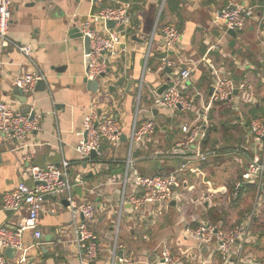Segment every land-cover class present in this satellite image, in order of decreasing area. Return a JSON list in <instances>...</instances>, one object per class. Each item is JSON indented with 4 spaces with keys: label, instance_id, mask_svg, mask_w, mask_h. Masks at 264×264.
<instances>
[{
    "label": "crops",
    "instance_id": "obj_1",
    "mask_svg": "<svg viewBox=\"0 0 264 264\" xmlns=\"http://www.w3.org/2000/svg\"><path fill=\"white\" fill-rule=\"evenodd\" d=\"M109 2L112 5L128 3L131 20L128 27L118 29L121 43L115 55L104 56L106 71L96 79L97 89L92 90L83 82L88 70L83 37L73 38L70 34L71 29L79 30L95 10L92 0H12L8 36L17 43H33L31 55L45 79L43 90L37 89L22 103L14 94L12 79L34 67L16 48H0L1 93L5 104L19 111L27 107L42 115L38 128L22 141L27 147L14 152L17 141L0 140V196L22 180L23 166L44 167L51 163L59 166L61 161H68L69 170L81 172L84 177L83 186L75 188L74 196L98 207L90 224L98 244V257L92 264H108L120 177L128 154L141 173L166 174L177 169L182 156L214 152V156L203 160L205 164L199 161L196 165L204 172L202 180L209 182V189H216V194L210 193L203 181L195 183L190 177L189 185L193 188L178 190L180 196H175L167 205L149 207L146 220H139L124 208L118 239L138 264H158L163 243L173 254L181 255L184 264H234V257L233 261L224 263L215 245L198 246L185 229L208 220L224 230L235 222L247 220L251 214L252 219L255 217L254 187L250 191L244 184L234 195L233 183L246 165L245 157L234 151L238 146L252 151L246 124L252 119H264V1ZM238 3L254 6L253 16L232 37L215 14ZM165 24L175 26L181 34L177 46L170 51L162 48L160 27ZM165 55L173 65L160 69L161 57ZM201 61L204 66L200 65ZM185 69L190 70V78L181 88L187 99H193L191 109L156 108L153 95L162 93L166 89H161L164 85L179 80ZM216 73L235 83L251 85L253 101L246 102L239 91L231 102L214 100ZM92 104L99 113L120 121L123 139L116 146L103 142L101 152L95 151L96 157L89 156L86 162H79L76 146L82 139L87 108ZM146 121L155 123L154 132L142 143L130 147L133 127ZM184 121L195 122L200 139L187 148L180 147L183 155L177 156L172 150L184 138L180 130ZM210 163L215 175L209 179L206 168ZM53 200V197L47 199L44 212L38 218L43 238L39 249L31 253L30 263L81 264L70 215L64 203L56 205ZM52 207L53 212L49 211ZM261 207L263 212L264 205ZM24 216L25 212H10L0 207V226L15 223ZM30 236L26 233V243L31 240ZM253 244L257 247L258 240Z\"/></svg>",
    "mask_w": 264,
    "mask_h": 264
},
{
    "label": "built area",
    "instance_id": "obj_2",
    "mask_svg": "<svg viewBox=\"0 0 264 264\" xmlns=\"http://www.w3.org/2000/svg\"><path fill=\"white\" fill-rule=\"evenodd\" d=\"M264 1V0H263ZM12 0H0V48H16L25 59L34 67L33 70H23L12 79L15 90H19L23 96L36 92L38 84L45 77L37 69L31 55L33 43H17L9 38L8 30L11 20ZM94 11L80 26L82 37L88 38L89 67L86 78L96 80L106 71L105 55H115L116 47L121 43L119 28H126L130 24L131 15L128 3L110 4L109 0H92ZM264 6V4H263ZM254 6L238 3L227 7L215 14L216 20L224 23L229 30H239L244 27L246 20L253 16ZM112 21L113 26L108 27L107 22ZM160 35L163 39V51L173 50L180 39V31L173 25L165 24L160 27ZM215 48V46H213ZM173 63L167 56H162L160 69L171 66ZM190 78V70L181 71L179 80L172 81L166 89L153 95V105L161 109L190 110L193 99H187L182 90V83ZM212 98L222 103L233 101L235 92H241L246 102L254 99V90L247 82L235 83L228 77L214 75ZM2 82L0 80V140L17 141L13 151L27 147L23 144L28 135L34 132L41 120V114L33 110L23 113L18 109L5 104L2 97ZM33 113L30 117V113ZM248 135L252 140V151L247 147H235V154L244 156L245 168L238 180L233 183L234 195L242 185L248 184L254 187L256 205H264V119H252L246 124ZM155 123L146 121L139 127H133L131 131L130 147L135 143H142L144 138L154 132ZM184 134L182 141L173 147L172 153L183 155L180 147L187 148L200 139L198 126L195 122L184 121L180 125ZM82 139L76 146L78 161L86 162L92 151H97L103 142L113 146L119 144L121 139L120 121L105 113H99L96 105L87 108L83 121ZM215 153H197L190 156H182V161L176 170L166 174H143L135 165L134 160L128 154L124 163L123 173L120 177L121 190L115 210L114 235L109 245L110 260L108 264H138L135 258L127 252L126 246L118 239V233L124 208L132 207V213L139 220H146L149 216L148 208L152 206L167 205L175 196H180V189L189 190L190 177L197 180L204 179V172L197 167L199 161L206 160ZM26 158L21 159L20 163ZM19 160V159H17ZM70 163L61 161L59 166L47 164L44 167L28 165L22 167V180L15 188L4 192L0 196V207L10 212H25V216L15 223L6 222L0 226V264H31V253L37 251L41 245L43 233L38 227V218L44 212L45 202L53 197L54 204L59 205L61 200L66 202L64 208L70 215L73 241L76 245V254L81 264H92L98 257L97 238L90 224L94 221L98 207L90 201L79 200L74 196L76 187L83 186L84 177L81 172L72 173L69 170ZM29 181L30 183H28ZM208 186L210 193L216 194V189L211 190L209 182H202ZM49 211H54L53 207ZM251 216L243 222H235L227 229H220L206 220L195 227H187L185 232L196 240L198 246L215 245V251L220 255L224 263L233 261L234 264H264V258L257 259L247 255L246 243L250 238ZM30 233L31 240L26 243L25 235ZM6 249H13L12 257L5 256ZM158 264H184L181 255H175L170 247L163 243L160 249Z\"/></svg>",
    "mask_w": 264,
    "mask_h": 264
},
{
    "label": "rangeland",
    "instance_id": "obj_3",
    "mask_svg": "<svg viewBox=\"0 0 264 264\" xmlns=\"http://www.w3.org/2000/svg\"><path fill=\"white\" fill-rule=\"evenodd\" d=\"M200 65L204 66L203 61L200 62ZM21 111L23 113H27L28 109L27 107H23ZM232 161L234 162V159H232ZM228 162H230L229 159L227 163ZM206 173L209 179L215 175L214 167L211 163L210 165L207 166ZM254 210H255L254 215L256 217L251 219V227H250L251 234H250L249 242L246 243L245 249L248 253H252V255L254 256L255 254L256 255L259 254L258 256L260 257L256 256V258L262 259L264 258V211L262 212V207L260 208V199L257 207ZM257 240H258V246L255 247L253 243H255ZM255 248L260 250L262 253H258Z\"/></svg>",
    "mask_w": 264,
    "mask_h": 264
},
{
    "label": "water",
    "instance_id": "obj_4",
    "mask_svg": "<svg viewBox=\"0 0 264 264\" xmlns=\"http://www.w3.org/2000/svg\"><path fill=\"white\" fill-rule=\"evenodd\" d=\"M107 25H108V27H112V26H113V22H112V21H108V22H107ZM227 33L230 34L232 37L235 36V31H234V30H228ZM70 34H71V36H72L73 38H82L81 33H80L79 30L76 29V28L71 29ZM232 43H233V41H232ZM232 43H231V44H232ZM83 45H84L85 53L87 54L88 51H89V43H88V38H87V37H83ZM86 64H87V69H88V67H89V57H88V56H86ZM86 72H87V71H86ZM101 76H102V75H101ZM83 82L86 84V86H87L88 88H90V89H92V90H96V89H97V85H98L97 80H89V79H87L86 77H84ZM43 86H44V83H43V82H40V83L38 84L37 89H38V90H43ZM166 87H167V84L164 85V87H162L161 89L163 90V89H165ZM160 93H161V92H160ZM14 94H15V96H16L20 101H22V103H25V102H26L27 97H26V96H23L19 90H15V91H14ZM28 112H29V110H28ZM28 112H27V113H28ZM32 114H33V113L31 112V113H30V117L32 116ZM121 138L123 139V136H122ZM102 148H103V146L101 145V146L98 148L97 152H101ZM97 152L92 151L91 154H90V156H91L92 158L96 157V156H97ZM200 162H201V163H204V164L206 163V161H200ZM61 202L64 203V205H66V202H65L64 200H61ZM125 210H126V211H132V207L128 204V205L125 206ZM13 253H14V250H13V249H6L5 252H4L5 256H8V257H11V255H12Z\"/></svg>",
    "mask_w": 264,
    "mask_h": 264
},
{
    "label": "trees",
    "instance_id": "obj_5",
    "mask_svg": "<svg viewBox=\"0 0 264 264\" xmlns=\"http://www.w3.org/2000/svg\"><path fill=\"white\" fill-rule=\"evenodd\" d=\"M259 120V119H258ZM249 123V121L247 122V124ZM93 160H95V159H93ZM248 185V184H247ZM249 186V189H250V191H252V189H253V186L252 185H248ZM241 189V188H240ZM239 189V190H240ZM256 217V216H255Z\"/></svg>",
    "mask_w": 264,
    "mask_h": 264
}]
</instances>
